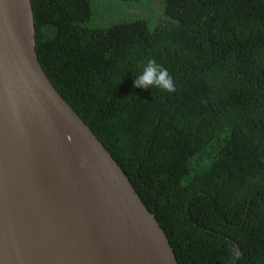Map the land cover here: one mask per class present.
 Returning a JSON list of instances; mask_svg holds the SVG:
<instances>
[{
    "label": "trees",
    "instance_id": "trees-1",
    "mask_svg": "<svg viewBox=\"0 0 264 264\" xmlns=\"http://www.w3.org/2000/svg\"><path fill=\"white\" fill-rule=\"evenodd\" d=\"M31 4L48 78L129 177L179 264H264V0ZM150 58L174 93L134 86Z\"/></svg>",
    "mask_w": 264,
    "mask_h": 264
},
{
    "label": "water",
    "instance_id": "water-1",
    "mask_svg": "<svg viewBox=\"0 0 264 264\" xmlns=\"http://www.w3.org/2000/svg\"><path fill=\"white\" fill-rule=\"evenodd\" d=\"M0 264H179L129 177L48 78L31 0H0Z\"/></svg>",
    "mask_w": 264,
    "mask_h": 264
},
{
    "label": "clouds",
    "instance_id": "clouds-1",
    "mask_svg": "<svg viewBox=\"0 0 264 264\" xmlns=\"http://www.w3.org/2000/svg\"><path fill=\"white\" fill-rule=\"evenodd\" d=\"M134 86L142 88L155 87L168 93H174L176 90L174 79L169 70L158 64L155 58L148 59L146 64L142 66V70L134 81ZM236 255L239 254L236 253Z\"/></svg>",
    "mask_w": 264,
    "mask_h": 264
}]
</instances>
